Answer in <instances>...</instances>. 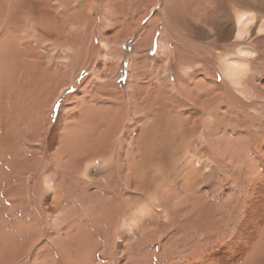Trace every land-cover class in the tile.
Listing matches in <instances>:
<instances>
[{"label":"rangeland","instance_id":"obj_1","mask_svg":"<svg viewBox=\"0 0 264 264\" xmlns=\"http://www.w3.org/2000/svg\"><path fill=\"white\" fill-rule=\"evenodd\" d=\"M2 1L16 27L0 65V264H264V43L244 94L215 59L235 51L223 31L240 4ZM250 7L260 25L264 0ZM27 30L45 38L44 69L22 63ZM164 37L169 52L154 62ZM105 38L121 57L101 79ZM141 207L151 213L140 228Z\"/></svg>","mask_w":264,"mask_h":264},{"label":"bare ground","instance_id":"obj_2","mask_svg":"<svg viewBox=\"0 0 264 264\" xmlns=\"http://www.w3.org/2000/svg\"><path fill=\"white\" fill-rule=\"evenodd\" d=\"M234 1H236V4H240V6L242 7V9H239L238 12L235 9L236 10L235 11L236 13L233 14V15H235L234 16L235 17V24L233 23V26H229V27L225 28L224 31H223V33L226 36H229L231 34L233 35V39L236 41V44L234 46L235 47L234 48L235 51L233 53H222L220 55H217L215 57V59L217 61H219V64H220L219 67H220V69L222 71L223 81L226 82V83H228L229 85H231L238 92H241L242 94H244L245 93L244 88H245L246 81H247L246 79L249 78L248 76H249V73L251 72L250 71L251 70V67H250L251 66V62L252 61L254 62L257 59L261 58V56L257 53L256 48L254 47V44H258V43L259 44L260 43L262 44V43H264V41L261 38H258L257 37V36L260 35L261 32H264V22L262 21V23L260 25H258V16L255 13V10L252 7H250V5L252 3L253 4H254V2L257 3L258 0H234ZM7 3H8V1H7ZM233 3L234 2L231 1V0H227L226 1V4H233ZM8 4H6L2 0H0V31L3 29V33L0 34V62H1L0 65L1 66H4L9 61V60L7 61L5 59V57H7V55H8V53H6V51H5V49L7 48V45H5L3 39L11 33V30H13V28L16 27V24H14L15 21L14 20H11L13 17L12 18L10 17L11 11L13 9H11V11L7 10L9 8L7 6ZM93 4H94V2L92 0L86 2V7L89 8V11L93 9ZM236 4H234V5H236ZM177 5H178V3H177ZM45 6H46V4H45ZM173 7H174V5H173ZM46 9H47V7H46ZM227 9H228V7H227ZM82 12H83V14L85 13L84 11H82ZM224 14H226L227 16H232V15L229 14V12H225ZM168 15H170V14H168ZM156 20H157V17H154L151 20V23L149 24L148 32L143 37L144 41L142 43H146L147 41H149ZM37 26H38V24H37ZM44 26H46V25H44ZM28 30L26 32V36H24V37H20L19 36L21 38L20 41H19V43H21L22 48H23L22 49L21 56H20V57H22V63H24L25 66H31L32 63L29 62V61L30 60L33 61L32 59H34L36 61V63H37V66L38 67L40 66V68H43L44 69V65H43L42 62H43L44 58L47 57L46 56L47 54L44 53V51H43V49H41V47H42L43 42L45 41V38H43L41 35H39L40 36V39H36V38L33 37V31L31 33ZM89 32H90V30H89ZM74 35L77 36L76 38H79L78 36H81V37L84 36L85 35V32H83L82 30H77V31H75V34ZM164 40H165V37L163 38V40H160L159 41V47L161 49L160 50L161 52L152 61H154V62L158 61V59H160V57L163 55L162 53H168L169 52V47H170L169 44L170 43L168 44ZM10 44H11V42H10ZM76 47H78V46H76ZM263 48H264V44H263ZM79 51H80V48H74V53L71 54L70 57H75V56L79 55ZM81 53H83V51ZM12 54H14V53H12ZM10 56H12V55H10ZM180 56H181V59L179 61V66H178L180 76H181V74H186V75L189 76L191 74L192 65L189 63V61L186 64L183 65L184 60L182 58L183 56H182L181 53H180ZM25 57H26V59H25ZM107 57H109V58L107 59ZM120 57L121 56H120V49H119L118 43H111L110 40H108V39L105 38V50H104V53L102 55V61H100V66H99V68H97L95 70L94 75L100 77L101 79H106L108 76H110L111 74H113L114 72H116V70L118 69V62H117V60H119ZM27 58L29 60H27ZM51 58H53V56H51ZM84 58H85V56H84ZM263 59H264V57H263ZM82 61H84V60H82ZM137 63H138L137 60H133L132 61L131 68H130V75L128 77L127 84H126L127 85L126 86L127 88L129 86H131V84H132V82L134 80L135 72H136V68H137ZM81 66L78 69H76V70L74 69L75 71L71 75V79H72V76L73 77L76 76V74L78 73V71L81 69ZM262 66L264 67V63H263ZM45 68H49V67L46 66ZM144 68H145V65H141V68L140 69H144ZM158 68H159V70L162 69V68H164V70H165L164 64H163V66L160 65ZM2 70H4V69H2ZM140 71L141 70H139V72ZM154 71H155V69H154ZM180 76L178 78H180ZM102 85H104V84H102ZM138 117H140V116H138ZM210 122L211 121L209 119L207 121V125H209ZM212 123H213V121H212ZM210 127H212V126H210ZM145 132H147V131H145ZM152 133H154V132H152ZM41 134L42 133H40V135ZM40 135H39V137H40ZM144 137H146V136L144 135ZM39 140H40V138H39ZM147 140H145V141H147ZM96 145L98 146V148H96V149H97V151H99L101 149V148H99L100 142L99 141L96 142ZM65 149H66L65 145L62 146L61 150L65 151ZM56 154H55V156H56ZM121 155H123V154H121ZM55 156L53 158L54 160H55ZM188 162H192V161L189 160ZM206 163H207L206 165L208 166L209 162H206ZM34 164H36V163H34ZM123 169H125V168H123ZM104 170H106V169H104ZM193 171H194V169H193ZM113 174H114V172H113V169L111 167H110V169L108 168V170L103 174V178H104V176H105V178H107V183H108L109 186L111 184H114L113 183V179L114 178L112 177ZM136 177H139V176H136ZM116 179H118V178H116ZM43 180H44V178H43ZM45 180H46L45 181L46 184L49 185L51 183V181H50L51 179H49V177L46 178ZM123 180H124V178H123ZM119 181H121V180H119ZM125 182L128 183V180L125 181ZM116 185H119V183L118 184L116 183ZM136 189H138V187H136ZM161 191H162V189H161ZM156 198L157 197H154V199H156ZM53 207L55 208V205L54 204H53ZM146 209L147 208L144 209V207H141L139 209V211L137 212V215H136L137 216L136 217L137 219L135 221L136 225L134 223L132 224V223H130V222H128L126 220L125 223H124V225H123V226H125V228H123L122 230L126 233L131 228L130 226H133V225L139 226L141 228L143 221H145V218H148L149 215H150V213H151L149 209H147V210ZM162 211L163 212H166L167 210L161 208V212Z\"/></svg>","mask_w":264,"mask_h":264}]
</instances>
